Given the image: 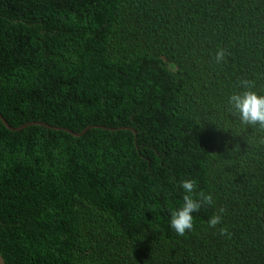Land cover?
Listing matches in <instances>:
<instances>
[{
    "label": "trees",
    "instance_id": "16d2710c",
    "mask_svg": "<svg viewBox=\"0 0 264 264\" xmlns=\"http://www.w3.org/2000/svg\"><path fill=\"white\" fill-rule=\"evenodd\" d=\"M242 79L264 93V0H0V113L24 126L0 119L5 264H264ZM182 177L215 206L179 236Z\"/></svg>",
    "mask_w": 264,
    "mask_h": 264
},
{
    "label": "clouds",
    "instance_id": "9594fccd",
    "mask_svg": "<svg viewBox=\"0 0 264 264\" xmlns=\"http://www.w3.org/2000/svg\"><path fill=\"white\" fill-rule=\"evenodd\" d=\"M228 52L220 47L215 51L216 63L226 60ZM242 91L234 92L228 97V106L233 115L238 116L240 122L247 126H258L264 130V93L255 89V82L248 79L240 81ZM182 191V201L178 207L169 209V226L179 236H184L194 228V213L200 212L202 208L215 206V198L211 192L198 190V182L194 178L182 177L178 182ZM227 210L217 207L216 211L208 218V227L215 229L221 237L230 238L232 233L225 223Z\"/></svg>",
    "mask_w": 264,
    "mask_h": 264
},
{
    "label": "water",
    "instance_id": "95a60500",
    "mask_svg": "<svg viewBox=\"0 0 264 264\" xmlns=\"http://www.w3.org/2000/svg\"><path fill=\"white\" fill-rule=\"evenodd\" d=\"M0 119L2 120V122L5 124V126L7 127V128H9V129H12V130H17V129H20V128H22V127H24V126H22V127H20V128H13V127H11L10 125H9V123H7V121H6V119L1 115V113H0ZM31 123H38V122H31ZM40 124H44V123H40ZM69 133H72V134H76V133H73L72 131H70L69 129H66ZM76 135H78V134H76ZM0 264H5V262H4V260H3V257H2V255H1V253H0Z\"/></svg>",
    "mask_w": 264,
    "mask_h": 264
}]
</instances>
